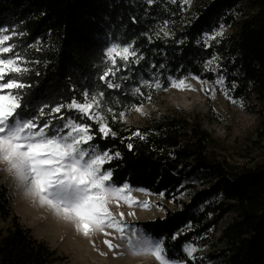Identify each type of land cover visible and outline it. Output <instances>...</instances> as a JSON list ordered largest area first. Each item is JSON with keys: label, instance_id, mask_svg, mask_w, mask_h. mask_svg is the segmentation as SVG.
I'll use <instances>...</instances> for the list:
<instances>
[{"label": "trees", "instance_id": "16d2710c", "mask_svg": "<svg viewBox=\"0 0 264 264\" xmlns=\"http://www.w3.org/2000/svg\"><path fill=\"white\" fill-rule=\"evenodd\" d=\"M221 23L233 25L235 33L209 43L201 39ZM163 25L169 27V35ZM0 28L24 33L16 43L30 61L24 79L30 87L23 94L32 112L82 101L85 92L105 93L102 107L115 135L97 134L92 143L113 156L104 168L112 172L114 184L128 183L172 199L190 185L176 171L208 173L209 186L194 191L187 200L176 198L179 206L167 209L164 216L137 222L164 241L169 258L199 264L202 260L188 256L183 245L232 211L235 216L222 227L217 248L206 258L222 264H264V157L252 164L229 163L194 115L150 116L140 127L120 118L154 94L155 89L149 90L143 80L152 83L158 78L166 87L170 78H212L203 65L219 54L228 76L242 78L240 91L250 87L264 121V0H209L196 6L190 17L180 0H0ZM109 43L131 45L141 57L138 62L117 59L121 70L109 79L120 84L119 89L107 88L100 79L112 67L104 53ZM136 88L140 94L134 93ZM108 108L112 113H106ZM89 123L97 133L96 125ZM218 189L222 200L195 211L200 197ZM1 221L0 264L58 260L55 250L19 221L5 189H0Z\"/></svg>", "mask_w": 264, "mask_h": 264}, {"label": "snow or ice", "instance_id": "6c2138e0", "mask_svg": "<svg viewBox=\"0 0 264 264\" xmlns=\"http://www.w3.org/2000/svg\"><path fill=\"white\" fill-rule=\"evenodd\" d=\"M22 35V32L0 28V160L13 172L27 195L47 205L85 236L92 233L109 236L111 233L105 229H113L130 254L152 255L159 264H172L162 239H154L142 232L138 234L131 225H125L122 213L121 219H117L110 211L109 205L119 206L121 200L129 205L139 204V201L129 195L128 184L122 187L113 184L112 172L104 168L113 156L92 143L97 134L115 135L102 107L105 93L85 92L82 101L74 99L67 104L44 106L38 112H32L23 94V90L30 87L24 82L30 72L27 66L30 61L26 51L16 43V37ZM106 55L112 67L107 68L100 79L107 88L119 89L121 85L109 79L121 70L117 58L124 62L136 58L138 62L141 57L131 45H113ZM144 83L150 86L147 81ZM216 83L222 85L223 79ZM173 86L192 87L183 80L174 82ZM156 87L160 85L157 83ZM134 93L140 94V89H134ZM72 112L77 115H71ZM106 113H112V109H106ZM112 119H116L115 114ZM89 121L96 125L97 133ZM115 156L119 157V153ZM104 243L109 249L118 247L111 240ZM184 251L191 257L195 249L188 245Z\"/></svg>", "mask_w": 264, "mask_h": 264}, {"label": "rangeland", "instance_id": "374dc122", "mask_svg": "<svg viewBox=\"0 0 264 264\" xmlns=\"http://www.w3.org/2000/svg\"><path fill=\"white\" fill-rule=\"evenodd\" d=\"M208 1L187 0L186 2V0H180L187 17L194 13L196 6ZM161 28L165 34H170L167 25H163ZM235 31L233 25L221 23L205 31L201 35V39L206 43L212 40L219 41L231 36ZM217 33L222 34L217 36ZM209 37H215V39H209ZM113 45L129 46L109 43L104 47V53L106 54L108 48ZM213 58H215L214 62L209 64ZM213 58L207 60L203 65L205 73H213L212 78H201L196 75L170 78L166 87L158 78H155L152 83L147 81L148 85L155 89L154 94H150L145 103L124 113L122 120L140 127L146 124L150 116L160 114L194 115L201 126L213 135L218 150L229 163L252 164L264 157V121L258 112L257 100L249 86L240 91L239 86L242 78L237 77L233 80L228 76L226 63L219 54ZM218 79H223L222 85L216 83ZM181 80L192 87L173 86L174 82L178 83ZM144 82L143 80L142 84L145 85ZM157 83L160 87H156ZM150 86L146 87L150 90ZM176 174L181 176L184 184L190 185L172 199L166 198L163 193H154L143 187L131 186L128 183L121 185L113 183L120 187L128 184L130 186L129 195L135 201H139V204L129 205L121 200L119 206L115 203L109 205L110 211L117 219H121L120 214L122 213L125 225H131L138 234L142 232L151 236L137 225L138 221L162 217L167 209L173 210L179 206L178 199L187 200L194 191L209 186L210 176L206 171L180 169L176 171ZM0 189L7 191L10 197V206L13 212L18 215L19 221L31 229L35 238L45 241L51 249L55 250L58 260L51 264H159L152 255L130 254L125 242L118 238V233L113 229H105L106 232L111 233L109 236L101 233L85 236L71 222L57 215L47 205L41 204L37 199L27 195L13 172L2 160H0ZM222 199L223 192L218 189L205 197H200L195 211H200L206 206H213ZM125 205L131 208L130 210L133 211L131 214L123 208ZM234 216L235 213L232 211L225 213L217 225L211 227L208 232L185 243L183 250L186 246L191 245L195 249L191 258L202 260L199 264H222L220 260L207 259L206 256L217 248L219 244L217 237L222 227ZM0 223L3 224V221ZM130 232L131 230H129V234ZM69 235L77 239L73 241ZM154 239L161 240V238ZM105 240H111L118 247L109 249L104 243ZM169 260L172 264H184L176 259L169 258Z\"/></svg>", "mask_w": 264, "mask_h": 264}, {"label": "bare ground", "instance_id": "6f19581e", "mask_svg": "<svg viewBox=\"0 0 264 264\" xmlns=\"http://www.w3.org/2000/svg\"><path fill=\"white\" fill-rule=\"evenodd\" d=\"M124 209H127V213L129 212L130 214H131V212H133V211H131L130 209V207H128V205H125L124 207H123ZM57 226H59V225H57ZM56 231L58 232V229H56ZM57 234V233H56ZM70 236V235H69ZM70 238L73 240V241H75V239H77V238H74V236H70Z\"/></svg>", "mask_w": 264, "mask_h": 264}]
</instances>
